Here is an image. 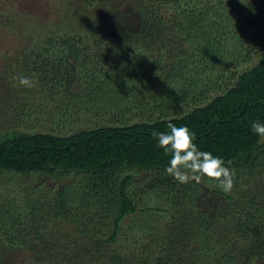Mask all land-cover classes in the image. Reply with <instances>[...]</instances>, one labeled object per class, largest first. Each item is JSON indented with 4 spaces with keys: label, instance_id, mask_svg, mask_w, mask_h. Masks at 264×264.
I'll return each mask as SVG.
<instances>
[{
    "label": "trees",
    "instance_id": "obj_1",
    "mask_svg": "<svg viewBox=\"0 0 264 264\" xmlns=\"http://www.w3.org/2000/svg\"><path fill=\"white\" fill-rule=\"evenodd\" d=\"M68 12L48 21L46 33L41 21L0 7L6 31L23 40L0 105L26 119L86 111L99 118L115 109L140 118L71 133L0 131V171L86 177L53 197L36 188L25 205L0 208V264H264V138L250 130L252 121L264 123L262 1L151 0L131 38L117 36L121 23L109 26L119 17ZM78 22L90 25L86 37L57 35ZM27 75L35 87L19 85ZM169 122L187 126L201 150L234 169L230 193L207 177L179 184L165 173L170 156L151 133L170 132ZM139 170L150 174L135 189ZM128 217L140 226H124Z\"/></svg>",
    "mask_w": 264,
    "mask_h": 264
},
{
    "label": "rangeland",
    "instance_id": "obj_2",
    "mask_svg": "<svg viewBox=\"0 0 264 264\" xmlns=\"http://www.w3.org/2000/svg\"><path fill=\"white\" fill-rule=\"evenodd\" d=\"M262 4L264 5V0H261ZM80 2V0H0V7L2 6H9L17 12H19V15H23V17H30L32 23H39L42 24V29L46 33L51 32V24L50 22H60L62 19V15L67 11L71 12L72 8L76 9L77 11L86 10L87 13L94 12L98 16L105 15L107 18L112 17L114 19L118 18L119 20H108L109 25L112 28H115L117 25L122 24L124 29L126 31L124 32H117V36L120 34L123 37L131 38L133 35L131 31L139 29L141 26V14L139 12L140 8L143 9L144 7H147L151 5V0H144V2L139 1L137 4L133 3L132 1H126V0H117L116 5L122 6L120 9L115 10L114 12H111L107 8L102 9H87L85 5ZM71 6H73L71 8ZM68 9V10H67ZM68 12V13H69ZM166 11L161 12V15H165ZM93 13V14H94ZM81 14V13H79ZM0 14V95L2 94V87H5L6 80L9 78L5 77L7 76V72L11 70L13 67L15 61H16V55H15V48H18L19 44H22L23 40L20 37H17V35H10L6 31V27L3 24L4 21H2ZM84 14L80 15L81 21H84ZM122 15V16H120ZM20 17V18H23ZM64 17V16H63ZM19 18V19H20ZM65 23L70 24L65 18ZM70 19V18H68ZM42 23H41V22ZM78 22L74 24L73 28L71 30H62L60 29L59 32H57L58 36H67L70 33H75L79 36L84 34L87 35L86 30H88V26H90L88 23H82ZM56 25V24H55ZM65 29V28H64ZM134 29V30H133ZM55 31V29L53 28ZM54 32L52 33V35ZM92 34V33H90ZM56 35V36H57ZM114 38L116 37V34L114 32ZM113 38V39H114ZM151 38V36H149ZM148 38V39H149ZM106 40L105 42L111 43L115 42L116 39ZM153 41H150V44ZM154 43V42H153ZM102 44V43H101ZM100 44V45H101ZM150 44H146L147 48H149ZM86 47L91 48L95 52L99 51L95 47L98 44H95L94 42L89 44L87 42ZM105 46V45H104ZM99 48L101 46H98ZM146 50V48H143ZM142 49V50H143ZM141 50V51H142ZM21 63V62H20ZM10 74V72H9ZM24 77V76H23ZM30 78L28 75L26 76ZM36 86V83L34 84V87ZM2 89V90H1ZM7 89H5V92ZM28 96V94H26ZM33 99V98H32ZM31 102V101H27ZM9 106H13V104L9 103ZM4 107V108H3ZM5 105H0V131H3L5 128H16L21 130H27V131H54V132H61V133H71L75 130H81L86 127H93L95 125H117L121 123H127V122H133L136 121L138 118H140V114H137V111L135 110H127V111H121V110H114L112 113H103L102 115H99V118H95L96 115H93L90 112H84L82 114L78 115H67L66 117H58V116H50V115H43L42 118H32L29 117L28 119L24 118L22 115H18L15 113L14 108H8ZM20 106L17 105L16 110H19ZM60 116V115H59ZM87 118H90L91 120H87ZM79 119V120H78ZM148 174H150L149 171H143L139 170L136 172V180L133 182V187L136 189L135 185L140 183L141 181L148 180ZM86 180V177L83 174H70L68 176L64 177H51L48 175H40L38 173H30V174H21L16 172H10V171H0V208H2L4 205L9 204L11 208H17L18 206L25 205L26 202L23 200H26V198H35L34 195L35 189H47L52 192V197L55 196V193H57L62 185L64 183L69 184L70 186H76L78 183L83 182ZM201 182L204 181V178L202 177ZM139 192H137V196H139ZM142 194V193H141ZM29 195V197H28ZM144 197V196H143ZM148 196L145 195V198ZM140 202V201H139ZM155 212V211H154ZM161 215V224L167 223L169 214L168 212H165L162 210L160 213H157ZM159 215V217H160ZM133 217V216H132ZM128 217L126 221L124 222V226H140L139 222L136 221L135 217ZM133 231V230H132ZM136 231V230H135Z\"/></svg>",
    "mask_w": 264,
    "mask_h": 264
},
{
    "label": "clouds",
    "instance_id": "obj_3",
    "mask_svg": "<svg viewBox=\"0 0 264 264\" xmlns=\"http://www.w3.org/2000/svg\"><path fill=\"white\" fill-rule=\"evenodd\" d=\"M17 79L23 87H34L33 81L28 77L21 76ZM167 127L170 132L153 130L151 133L157 141V147L170 156L165 173L179 184H188L190 181L199 183L202 177H207L215 181L221 191L230 193L234 187V169L225 166L223 158L201 150L194 143L195 134L187 126L178 127L169 122ZM250 130L264 138V123L252 121Z\"/></svg>",
    "mask_w": 264,
    "mask_h": 264
}]
</instances>
